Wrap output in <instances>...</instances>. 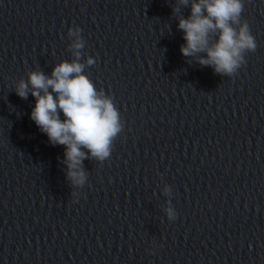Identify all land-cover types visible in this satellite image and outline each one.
Returning a JSON list of instances; mask_svg holds the SVG:
<instances>
[{"label":"water","instance_id":"95a60500","mask_svg":"<svg viewBox=\"0 0 264 264\" xmlns=\"http://www.w3.org/2000/svg\"><path fill=\"white\" fill-rule=\"evenodd\" d=\"M243 4L257 47L228 77L181 54L177 0H0V264H264V0ZM76 26L123 125L83 187L14 91Z\"/></svg>","mask_w":264,"mask_h":264},{"label":"clouds","instance_id":"9594fccd","mask_svg":"<svg viewBox=\"0 0 264 264\" xmlns=\"http://www.w3.org/2000/svg\"><path fill=\"white\" fill-rule=\"evenodd\" d=\"M181 7H190L187 18L182 14L177 18L185 41L180 46L181 54L189 58V63L194 60L210 66L221 76L235 75L246 63L245 53L257 47L247 21L241 20L243 0H177L172 14L180 12ZM81 31L79 26L68 29L69 38H73L69 44L74 57L71 62L56 64L50 75L42 70L30 71L27 81L20 79L14 87L21 99H27L29 93L35 98L30 118L50 144L65 146L61 163L66 166L69 181L78 187L88 179L83 161L108 159L123 126L112 97L98 91L84 74L86 65H93L95 59L89 56L80 62V50L85 46ZM170 191L166 186L165 193ZM165 211L170 221L177 218L172 207Z\"/></svg>","mask_w":264,"mask_h":264}]
</instances>
